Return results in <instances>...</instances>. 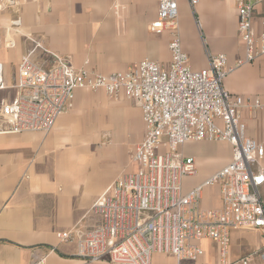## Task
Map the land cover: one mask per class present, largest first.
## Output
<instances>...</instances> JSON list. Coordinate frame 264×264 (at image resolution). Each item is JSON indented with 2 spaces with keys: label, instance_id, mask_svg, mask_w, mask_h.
<instances>
[{
  "label": "crops",
  "instance_id": "1",
  "mask_svg": "<svg viewBox=\"0 0 264 264\" xmlns=\"http://www.w3.org/2000/svg\"><path fill=\"white\" fill-rule=\"evenodd\" d=\"M158 7V0H18L4 9L0 0V64L6 90L15 96L25 56L46 71L57 64L53 54L76 68L102 74L123 72L143 60L168 67L172 36L150 31ZM263 20L264 2L253 11L258 35L264 32ZM14 21L20 26L8 34ZM178 35L196 71L208 67L209 53L227 55L229 66L245 56L235 0H200L195 9L180 0ZM223 86L234 96L256 98L264 105V56L233 71ZM241 113L247 135L264 145V107ZM144 138L140 107L124 94L111 98L89 90L75 92L73 109L48 134H0V264H109V257L86 263L78 257L76 240L63 242L58 234L86 231L99 221L90 212L92 204L122 174L136 169L132 156ZM186 145L203 152L187 155L195 158L198 173L184 180V191L232 160L227 142ZM260 195L264 205V184ZM206 196L203 207L222 206L219 187L206 189ZM201 245L204 255L197 261L179 263L174 255L155 253L151 264H219L218 246L210 240ZM263 248L262 230L242 224L231 232L232 264ZM256 263L264 264L259 259Z\"/></svg>",
  "mask_w": 264,
  "mask_h": 264
},
{
  "label": "built area",
  "instance_id": "2",
  "mask_svg": "<svg viewBox=\"0 0 264 264\" xmlns=\"http://www.w3.org/2000/svg\"><path fill=\"white\" fill-rule=\"evenodd\" d=\"M17 1L1 0V5L6 9ZM158 1L150 31L171 34L168 67L143 60L123 72L102 74L76 68L52 53L57 64L46 71L25 56L19 64L15 96L0 102V134L50 133L59 117L73 109L77 90L103 91L111 98L124 94L142 109L145 124V138L131 160L136 169L122 174L92 204L90 212L99 217L93 227L63 232L58 238L76 240L78 257L86 263L109 257V264H151L155 253L174 255L179 263L197 261L204 255L201 243L210 240L218 246L219 264H232L234 229L249 224L262 230L264 238L260 195L264 145L247 135L241 113L264 105L256 98L230 94L223 82L236 69L264 56V32L256 34L253 25L254 8L264 0H235L244 58L229 66L227 55L209 53L208 67L199 71L190 66L178 35L180 0ZM187 1L192 9L200 3ZM19 26L14 21L7 33ZM4 43L13 46L11 39ZM6 88L0 64V90ZM189 142H227L232 160L184 191V180L198 173L195 158L179 152ZM215 186L220 188L222 206L203 207L206 189ZM256 259L264 262V248L238 263L257 264Z\"/></svg>",
  "mask_w": 264,
  "mask_h": 264
},
{
  "label": "rangeland",
  "instance_id": "3",
  "mask_svg": "<svg viewBox=\"0 0 264 264\" xmlns=\"http://www.w3.org/2000/svg\"><path fill=\"white\" fill-rule=\"evenodd\" d=\"M13 96V91L12 90H0V102L3 100V99H9L10 97ZM201 151L203 152V150H201V147H198V146H194V145H186V146H182L179 148V152L184 154L185 156L189 155L191 152L193 151ZM203 206H206L207 205V196L206 198L204 199L203 203H202Z\"/></svg>",
  "mask_w": 264,
  "mask_h": 264
}]
</instances>
